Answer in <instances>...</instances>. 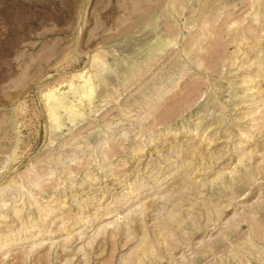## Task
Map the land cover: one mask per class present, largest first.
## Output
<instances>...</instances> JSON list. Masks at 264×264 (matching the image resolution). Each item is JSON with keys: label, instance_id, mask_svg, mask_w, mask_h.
<instances>
[{"label": "rangeland", "instance_id": "rangeland-1", "mask_svg": "<svg viewBox=\"0 0 264 264\" xmlns=\"http://www.w3.org/2000/svg\"><path fill=\"white\" fill-rule=\"evenodd\" d=\"M0 264H264V0H0Z\"/></svg>", "mask_w": 264, "mask_h": 264}]
</instances>
